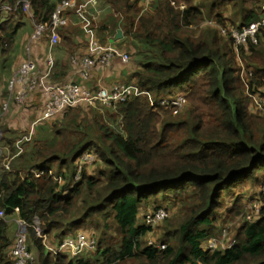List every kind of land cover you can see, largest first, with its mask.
Wrapping results in <instances>:
<instances>
[{
	"label": "trees",
	"instance_id": "1",
	"mask_svg": "<svg viewBox=\"0 0 264 264\" xmlns=\"http://www.w3.org/2000/svg\"><path fill=\"white\" fill-rule=\"evenodd\" d=\"M59 1L0 0V76L11 74L17 59V64L32 59V53L37 78L53 82L46 84L76 81L98 90L85 85L92 71L88 80L77 79L80 67L75 68L74 60L86 56L90 41L84 30L95 29L103 45L104 36L112 38L120 29L122 37L114 43L131 48V68L118 78L133 92L110 105L91 106L95 109L87 115L75 110L49 121L32 120V131L21 120L2 128L0 141L9 147L7 153H20L8 168L0 167V264L13 262L15 236L9 222L15 214L25 227L30 257L24 264H264V204L256 218H244L231 241L228 228L215 225L224 201L230 204L226 214L241 212L237 197L226 200L235 187L248 182L263 192L264 114L250 111L246 85L235 66L233 39L220 36L227 26L240 30L258 23V43L247 42L254 67L248 74L251 83L262 84L256 79L257 74L264 77V49L258 58L256 52L257 45H264L262 0H97L110 8L103 23L94 20L86 28L71 16L55 30V44L50 43V29L42 32L46 41L31 42L35 22L48 21ZM227 3L237 23L217 10ZM77 4L67 16L85 15ZM11 95L4 82L0 113L9 109L2 111L4 101L13 103ZM169 95H184L186 103L180 108L158 104ZM36 106L31 101L17 110L11 107L9 114L31 109L37 117L32 109ZM55 120L52 126L44 124ZM18 129L25 132L15 143L6 142ZM21 138L25 141L19 147ZM87 150L94 159L82 164L81 177L74 181L75 161ZM54 162L55 172L50 167ZM90 164L98 176L85 170ZM165 200L179 204L175 215L164 221L156 242L142 243L150 227L139 224V215L168 210L159 206ZM87 222L95 224L91 232L98 234L92 256H85L90 251L72 258L46 250V237L58 245L77 230H87L78 228ZM109 229L116 235L112 246L105 243ZM210 241L215 246H208Z\"/></svg>",
	"mask_w": 264,
	"mask_h": 264
},
{
	"label": "built area",
	"instance_id": "2",
	"mask_svg": "<svg viewBox=\"0 0 264 264\" xmlns=\"http://www.w3.org/2000/svg\"><path fill=\"white\" fill-rule=\"evenodd\" d=\"M81 1L83 0H60L55 5L48 21L35 23L34 31L31 33L29 40L31 42L38 40L47 29H50V43L55 44L58 42L59 37L55 30L67 24L68 16L66 11ZM208 23L212 24V22ZM220 32L222 34L229 35L230 37L232 36L231 38H234L232 43H234V45L239 44L236 46H241V43L248 42V40L252 43L257 41L255 37L257 24L254 22L241 28L240 30L230 28L227 32L223 29H221ZM93 39L95 38L91 36L88 47H91V50L98 53H91L89 55L85 54L86 57L82 60H74L75 68L77 69L80 67L78 70V77L81 82L86 80V75L89 74L91 68L104 67L107 65L110 66V57L117 53V51L112 49V47L103 46L102 44L99 45V42L95 40L92 41ZM104 47L107 51H104ZM26 49H29V44H27ZM128 60L129 57L127 54L121 55V61L123 63L128 62ZM51 63L52 57H48L46 64L50 66ZM8 88L12 91L11 99L13 103L16 104L22 103L26 95L40 91V99H38L39 105L37 110H35L37 111V117L33 114V120L35 122L52 120L60 116L66 109L72 107H91L96 104L110 105L115 101L123 100L126 96L133 92L130 85H125L124 83L118 81L100 87L95 91L86 89L76 81H68L61 85L44 84L42 86L40 79H38L35 74L34 62L29 58L19 64L15 74L8 82ZM185 103L186 100L184 95H177L175 97L169 95L167 97H162V99L158 102L159 105H175L177 108H180V106H183ZM151 105H157V102L151 103ZM8 108V101H4L2 103V111H6ZM16 144H18V141ZM93 159L94 155L92 151L89 150L83 152L76 159L75 164L77 166V171L76 174H74V181L80 179L78 178V175L80 174L82 164L89 163L93 161ZM164 211H166V209L159 208L153 213L148 212L142 215L144 225L153 226L156 222H159L166 215L164 214ZM2 216L3 213L0 210V217ZM16 223L18 230L11 248L13 258V262L11 264H24L26 259L30 257L29 253L26 251L24 243L25 227L18 219L16 220ZM86 231L78 230L75 232L74 236H66L57 246H51L50 244L45 243L44 246L46 250L51 253V255L68 253L72 257L77 256L84 251L94 250L95 240L91 237V233L89 234ZM153 243L154 242H149L148 244ZM215 243L216 241H210L208 246L213 247V245L215 246ZM159 247H161V245Z\"/></svg>",
	"mask_w": 264,
	"mask_h": 264
},
{
	"label": "rangeland",
	"instance_id": "3",
	"mask_svg": "<svg viewBox=\"0 0 264 264\" xmlns=\"http://www.w3.org/2000/svg\"><path fill=\"white\" fill-rule=\"evenodd\" d=\"M97 3H98L97 0H86L85 2L83 0V1H81V2H79L77 4L76 8H77V10H79L78 12L84 11V13H85L84 18L81 17V13H79V15H80L79 18H80L81 24H83V23L87 24L86 28H91L90 25L93 23L92 21H94V20H97L98 24L101 23V22L103 23L105 18L109 14L110 8H109L108 5L103 4V6L102 5L99 6V5H97ZM199 4L202 5L203 7L205 6L201 2ZM93 5L95 6V10L94 11H92V9H88V8H92ZM220 5L221 6H219L217 8V10H219L221 13H224V15H226L228 18L232 19V21H236V23H237L238 17L233 14V10H232L231 4L227 3L226 7H224V5H222V4H220ZM260 8H264V0L261 1ZM68 11H66L67 14H68ZM92 14H93V16H92ZM3 15H5V14H3ZM34 22L35 21H33L32 23H34ZM257 26H258V23H257ZM33 27H35V24L33 25ZM228 29H230V28L227 26L225 32H227ZM95 32L96 31H93V33H95ZM220 36L224 40H227V35L220 34ZM40 39L46 41V35L43 34L39 38V40ZM110 39L111 38L109 36H104L103 40H106V41H104L103 46H111V45L112 46H116L114 41L109 43ZM94 40L97 41L96 39H93L92 41H94ZM115 41H117V40H115ZM257 41L253 42V44L256 45L258 43ZM82 44L85 45L84 42ZM98 44L100 45V43H98ZM241 44L243 45V46H240L242 48L240 50L241 52L239 50H237V48H236V45H239V44L234 45V43H233L234 46L233 45L232 46L235 48L234 49L235 66L237 68H239V70H238L239 75H241V78H242V80L244 81V83L246 85L247 97L249 99L248 107H249V109H250V111L252 113L259 112L260 114H264V77L263 76L259 77V74H257L258 77L256 76V79L260 78L259 81H263V83L260 84V85L251 83V79H253V78H251V76L248 74V71L252 70V68L254 69L252 63L248 59V57L251 56V54H250V51L248 50L247 42L241 43ZM117 46L118 47H114L117 50V53H115V55L110 57V62H112V60H113V62L118 60L119 63L121 65H123L124 67L128 66L129 65L128 62L123 63L121 61V55L122 54H129L130 53L129 49H131V48L128 47L127 44L124 45L123 43H120ZM90 48L91 47H88L86 49L85 54L98 53V52H95L94 50H91ZM103 49H104V51L106 50L105 47ZM263 49H264V45H260V44L257 45V49H256L257 58L260 56V52ZM22 58H23V56H22ZM31 58L33 59L32 53H31ZM78 58L79 57H77L75 60H77ZM110 62H109V64H110ZM47 67L49 68V66H47ZM108 67H109V65L104 66V67H98V70H105ZM94 68L95 67L91 68L90 72ZM15 72H16V70L14 69L13 73H15ZM13 73H11L9 75H13ZM6 77L7 76H4V75L0 76V87H2V84L4 82L8 84V82L10 81L9 79L11 78V76H10V78L9 77L7 78V82L5 80ZM40 81H41L42 86L44 84L48 83V82L49 83H53L50 80H48V82H45L44 79H43V76L40 77ZM112 81H118V82L125 83V81H121L119 78L113 79L110 82H112ZM39 92L40 91L26 95L22 103H17V104L16 103H11L9 105L8 111L6 113H4V114L1 113V118H0V138L3 136V133H4L2 131V128L3 127L8 128L12 124L11 122L8 121V118H7V116L9 115L10 108L13 107L14 109H18V108L22 107L23 105L26 106V104L30 103L31 101L32 102L38 101V99H40ZM3 94H4V91H3ZM180 107H182V106H180ZM94 109L95 108H93V107H84V108L83 107H72V108L66 109L62 114H64V113L67 114V113H70L72 111L78 110V111H80V112H82V113L87 115V114L91 113V111L94 110ZM99 109H101L104 112H106V110H110L111 107H100ZM30 111H31V109L29 111H23L25 113L20 115L18 118H15L13 121L17 123V122H19L21 120V124L24 125L25 129L28 128L29 131H32L31 127H32L33 117H32V114L30 113ZM56 120H58V119H56ZM56 120L55 121H51V122H45L44 124L52 126V125L58 123V121H56ZM24 132H25L24 130L18 129L17 131L14 132V136L9 141H6V140L5 141L9 143L12 139H14V141L12 143H15V140L17 139V136L19 134H21V133H24ZM25 136L27 137V135H25ZM59 138H61V140H65V138L62 135ZM24 141H25V138H21V141H20L21 145L18 144L19 147L24 145ZM66 141H69V139L67 138ZM17 153H20V152H17V151H14V150H10L7 153V151H5V149H4V146H0V167H2V164H4V163L11 162V160L13 159V157ZM50 167L52 168V171L55 172L56 167H57V163L54 162L53 164L50 165ZM94 168H95V164H90V165H88L86 167L85 170L88 173H91L90 175H92V176H98V172L93 173V169ZM80 177L81 176L79 174L78 178H80ZM259 190H260V188H258V187L255 188V186L250 185L248 182H243L240 186L235 187L233 193L231 195H229V197L226 198V200L229 201V199H232L231 197H233V196L237 197L238 198V203L242 207L241 208V212L239 214H237V215H233V214L228 215V214H226L225 213V209H226V207L230 206V204L228 202H226V201H224L223 205L221 206V208L216 211V214L218 216V221H217V223H215V225L217 226L218 230L222 229L224 231L226 228H228V233L231 234L230 241L232 240L233 234L236 233L237 228L241 225V223L243 222L245 217H247L249 219H254V218H256L258 216V211H259L261 205L264 204V199H263V197H264V187H262L263 192H260ZM159 206H166V208L168 209V210L164 211V214H166V215L159 222H156L153 226H149L150 227V231H149V233L146 236H144L141 239L142 243H144V242L145 243L156 242V240H158L160 238V235L162 233V228L165 227L164 221L166 219L173 218V216L175 215V212L177 211V209L179 207V204L178 203L172 204V202H168V200H165ZM139 224L144 225L143 220H142V215H139ZM78 228L79 229L94 230V232L96 231L95 230V228H96L95 224L94 225H90V222H87L85 225H83L82 227H78ZM9 230L14 232L15 228H14L13 224H10ZM95 236H96V238L98 240V234L97 233L95 234ZM105 238H106L105 243L108 242L110 244V246L116 244V239H115L116 235H115V233L112 230L109 229V230L106 231ZM46 242L47 243H51L52 239L46 237ZM95 250L87 252L85 254V256H92L94 254ZM128 264H132V263L130 262Z\"/></svg>",
	"mask_w": 264,
	"mask_h": 264
},
{
	"label": "crops",
	"instance_id": "4",
	"mask_svg": "<svg viewBox=\"0 0 264 264\" xmlns=\"http://www.w3.org/2000/svg\"><path fill=\"white\" fill-rule=\"evenodd\" d=\"M97 5H99V6H101L100 4H99V2L97 3ZM88 9H92V11H94L95 10V6L93 5V7L92 8H88ZM71 16L73 17V18H76L79 22H80V19L78 18V16L80 17V15L78 14V16L77 15H68V19L70 20V18H71ZM92 16H93V14H92ZM81 17H83L84 18V15L81 13ZM95 22H97V21H95ZM81 23V22H80ZM73 25H76V23H73ZM85 24H82V26H84ZM81 26V27H82ZM85 27V26H84ZM83 28V27H82ZM86 33H85V37H95V35L94 34H96V33H93V31H95V29H87V30H84ZM96 38V37H95ZM97 39V38H96ZM78 41L79 42H81L82 41V38L81 37H79L78 38ZM109 43H110V41H109ZM118 44H116V46H114V47H118L117 46ZM110 47H112V45L110 46ZM85 48V47H84ZM116 50V49H115ZM117 51V50H116ZM20 59V58H19ZM19 59H17V61H15V63H14V66L12 67V69H11V73H13L14 72V69L15 70H17V68H18V66H19V64H17L18 63V60ZM130 68H131V63H129V65L128 66H123V65H121L120 63H119V61L118 60H116L115 62H113V60H112V62H111V65L107 68V69H105V70H98V68H96V69H93L92 70V73H91V76H90V78H89V80L85 83V85L86 86H88V87H91V88H96V87H103V86H105V85H108V84H110L111 82V80H113V79H117L118 77H120L121 75L123 76V75H126L128 72H129V70H130ZM74 71V70H73ZM15 73H13V75H14ZM13 75H8L7 76V78L9 77L10 78V76H11V78H12V76ZM10 78V79H11ZM9 79V80H10ZM77 79H79V77H77ZM112 82H115V81H112ZM36 104H37V106L35 107V108H32L34 111L35 110H37V108H38V101H36L35 102ZM17 110V109H16ZM17 112V111H16ZM23 113H25V112H17V114H9L8 116H7V118H8V121H11L12 123H13V125H15V123L16 122H14L13 120L15 119V118H18L20 115H22ZM1 114V113H0ZM0 118H1V115H0ZM12 125V124H11ZM11 127V126H10ZM10 127H8V128H10ZM4 128V127H3ZM8 128H5V130H8ZM4 134V133H3ZM1 139V138H0ZM0 146H4V149H5V151H8V149H9V147L8 146H6L5 144H3V143H1V141H0ZM8 163H6V164H3V166L2 167H4V168H8ZM56 171V170H55ZM57 177H59V175L57 176ZM58 180H60V177L58 178ZM11 220V222H9L10 224H13L14 225V228H15V230H14V232H12V231H10V233L11 234H13L14 236H16V234H17V230H18V226H17V223H16V220L18 219V217H17V215L15 214V215H13L12 216V218H10ZM86 232H88L90 235H91V237H93L94 238V240H95V244H97V238H96V236H95V234H93V232H91V230H88V231H86ZM48 244H50V243H48ZM51 246H57V245H54V244H50ZM64 254H68V253H64ZM69 256H71L70 254H68ZM72 258H75V257H72Z\"/></svg>",
	"mask_w": 264,
	"mask_h": 264
},
{
	"label": "water",
	"instance_id": "5",
	"mask_svg": "<svg viewBox=\"0 0 264 264\" xmlns=\"http://www.w3.org/2000/svg\"><path fill=\"white\" fill-rule=\"evenodd\" d=\"M122 37V32L120 29L116 30L114 36L110 39V42H113L115 40H118Z\"/></svg>",
	"mask_w": 264,
	"mask_h": 264
},
{
	"label": "bare ground",
	"instance_id": "6",
	"mask_svg": "<svg viewBox=\"0 0 264 264\" xmlns=\"http://www.w3.org/2000/svg\"><path fill=\"white\" fill-rule=\"evenodd\" d=\"M85 57H86V56H83V58H85ZM83 58H82V57H79L78 59H79V60H82ZM88 78H89V74L86 75V80H88Z\"/></svg>",
	"mask_w": 264,
	"mask_h": 264
},
{
	"label": "clouds",
	"instance_id": "7",
	"mask_svg": "<svg viewBox=\"0 0 264 264\" xmlns=\"http://www.w3.org/2000/svg\"><path fill=\"white\" fill-rule=\"evenodd\" d=\"M94 38V37H93ZM94 69H96V68H94ZM112 83V82H111ZM106 86V85H105Z\"/></svg>",
	"mask_w": 264,
	"mask_h": 264
}]
</instances>
